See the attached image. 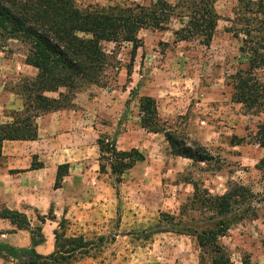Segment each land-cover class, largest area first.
<instances>
[{"label": "rangeland", "instance_id": "374dc122", "mask_svg": "<svg viewBox=\"0 0 264 264\" xmlns=\"http://www.w3.org/2000/svg\"><path fill=\"white\" fill-rule=\"evenodd\" d=\"M150 2L77 0V5L85 9ZM248 4L249 0H216L219 20L209 45L197 39L175 42L172 31L180 26L175 19L166 30L140 29L133 58L132 42L102 43L107 55L105 70L97 83L84 84L75 95L92 86L104 90L117 87L127 111L117 124L103 128L99 137L116 138L130 128L136 130L139 144L158 154L153 164L136 162L117 182L107 160L99 161V151L98 161L106 165L105 172L98 167L99 175L91 189L75 192L60 210L56 227L60 240L56 247L55 238L54 246L53 240L49 245L57 251L59 264H198L199 250L193 237L171 230H150L155 229L161 213L175 216L176 221L182 217L194 226L210 221V212L203 213L190 203L192 182L217 195L234 183L251 189L252 195L235 204L225 217L232 223L220 242L234 264H241L244 253L264 264V165L263 170L257 167L264 158V147L256 143L258 125L264 123V106L256 112L232 99V75L246 62L239 50L240 37L234 33L244 27L241 20L243 14H249ZM3 46L7 55H26L28 48L15 39H0V48ZM120 72L126 74V81L118 83ZM27 79L32 78L19 82L20 91ZM148 92L156 100L160 126L175 132L188 145L200 143L195 130L206 133L212 160L205 163L177 158L163 133L142 128L140 117L126 122L127 113L138 115L140 95ZM237 141L239 145L231 146ZM123 142L124 147L130 144L126 139ZM218 171L223 172L220 179L215 177ZM38 225L36 221L32 228Z\"/></svg>", "mask_w": 264, "mask_h": 264}, {"label": "trees", "instance_id": "16d2710c", "mask_svg": "<svg viewBox=\"0 0 264 264\" xmlns=\"http://www.w3.org/2000/svg\"><path fill=\"white\" fill-rule=\"evenodd\" d=\"M216 0H151L148 5L110 6L107 8H85L77 0H0V39L19 40L28 46L26 63L37 69L32 79L23 84L24 110L16 112L12 123H0V146L4 139H34L36 126L30 118L39 113L54 111L72 105L75 93L86 83H97L107 66L104 41H129L133 43L132 58L138 47L137 34L142 28L168 29L175 19L180 26L174 29V41L197 39L209 45L219 20L215 8ZM249 14H243V28L234 33L240 37L239 50L245 57V67L232 75V99L246 109L261 111L264 106V0H249ZM241 34V36H240ZM57 93L56 97L47 95ZM29 112H26V111ZM141 127L149 132L163 133L171 153L196 162H209L213 156L202 144L186 141L162 128L158 119L156 100L152 96L139 99ZM101 153L99 161L107 160L111 174L120 181L121 175L145 156L137 149L119 150L115 138L99 137ZM256 143L264 147V123L258 125ZM264 158L258 164L263 170ZM68 165L58 166L55 184L58 188ZM100 172L106 165L99 163ZM264 171V170H263ZM264 175V172H263ZM190 200L195 209L210 212L213 217L204 226H194L182 217L161 213V219L153 232L174 231L195 239L198 247V264H234L227 248L220 242L230 228L227 217L239 201H246L252 191L248 186L234 183L223 194H212L192 182ZM185 208V207H184ZM182 209L180 214H183ZM0 218L8 219L19 228L30 229L31 246L14 248L0 244L3 253L21 264H59L57 251L43 255L34 247L44 241L41 226L30 228L26 216L17 211L0 210ZM218 219V220H214ZM35 233H38L37 235ZM55 234V247L59 234ZM241 264H258L244 253Z\"/></svg>", "mask_w": 264, "mask_h": 264}, {"label": "crops", "instance_id": "0c3cea01", "mask_svg": "<svg viewBox=\"0 0 264 264\" xmlns=\"http://www.w3.org/2000/svg\"><path fill=\"white\" fill-rule=\"evenodd\" d=\"M4 49L5 46L0 48V123H12L16 112L24 110V97L18 89L19 82L23 78H34L37 69L26 63L24 54L14 52L7 55ZM125 77L126 74L120 72L118 83L126 81ZM120 94L117 87L107 90L89 87L75 95L71 106L33 116L36 138L2 141L0 210L5 208L24 214L30 228L36 221L40 223L44 241L34 247L37 253L47 255L54 251L49 245L55 237L60 210L74 197L75 192L90 190L92 182L99 175L96 170L99 167V135L109 124H117L123 112L127 111ZM47 95L56 97L57 93ZM140 96L153 97V94L148 92ZM137 113L136 116L127 113L126 122L139 119V110ZM200 123L205 121L201 120ZM135 132L130 128L122 130L116 135V145L124 150L137 148L145 156L139 162L153 164L158 153L139 144ZM194 134L205 148L209 146L205 139L206 133L195 130ZM125 139L130 142L129 146L124 147ZM239 144L240 141H237L230 145ZM176 157L192 161L186 157ZM65 164L68 165L67 173L56 188L54 184L58 166ZM222 176L223 172L219 171L215 175L217 179ZM213 180L217 183V180ZM0 244L28 248L31 246V231L0 218ZM0 264L21 263L3 253L0 255Z\"/></svg>", "mask_w": 264, "mask_h": 264}]
</instances>
